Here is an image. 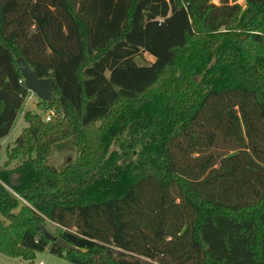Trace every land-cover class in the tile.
<instances>
[{
  "label": "trees",
  "instance_id": "trees-1",
  "mask_svg": "<svg viewBox=\"0 0 264 264\" xmlns=\"http://www.w3.org/2000/svg\"><path fill=\"white\" fill-rule=\"evenodd\" d=\"M18 58L51 78L53 114L25 110L5 146L0 253L264 264V0H0V138L28 92Z\"/></svg>",
  "mask_w": 264,
  "mask_h": 264
},
{
  "label": "rangeland",
  "instance_id": "rangeland-1",
  "mask_svg": "<svg viewBox=\"0 0 264 264\" xmlns=\"http://www.w3.org/2000/svg\"><path fill=\"white\" fill-rule=\"evenodd\" d=\"M213 3H218V0H211ZM239 4L243 5V0L238 1ZM135 61L138 64H149L153 61V56L148 53L141 52L136 58ZM25 110H29L34 113H38L39 115L43 116L49 110H44L39 103V99L31 92L28 91L27 95L19 108L16 117L10 127L9 131L6 135L0 138V166H6L7 168H11L16 165L17 162L20 161L19 158L15 160H8L5 154V146L7 144H12L15 137L19 134L22 127L25 126L23 121V112ZM74 152L70 148L64 146L62 149L54 150L50 156L48 157L47 161L52 164L54 167H59L61 164L64 163L66 157L73 158ZM44 229L51 234L52 236H57L60 232L61 228L50 221L45 220L43 223ZM70 264L68 260L64 257L56 255L54 253H50L48 251V247L45 246L40 251H35L32 259L24 260L19 259L12 256H7L3 253H0V264Z\"/></svg>",
  "mask_w": 264,
  "mask_h": 264
},
{
  "label": "water",
  "instance_id": "water-1",
  "mask_svg": "<svg viewBox=\"0 0 264 264\" xmlns=\"http://www.w3.org/2000/svg\"><path fill=\"white\" fill-rule=\"evenodd\" d=\"M239 0H229V3H236ZM17 66L20 72V75L23 79L24 85L27 91H31L39 100L48 102L51 100L52 95V80L50 77L46 78H38L34 74L32 70L28 68V66L22 61V59L18 58L16 60ZM16 174L11 175V179L14 178ZM12 183V182H11ZM37 230L41 232L43 237L50 239L53 243L63 249H73L74 247L67 244L60 237H54L49 234L43 227L42 224L37 225Z\"/></svg>",
  "mask_w": 264,
  "mask_h": 264
},
{
  "label": "built area",
  "instance_id": "built-area-1",
  "mask_svg": "<svg viewBox=\"0 0 264 264\" xmlns=\"http://www.w3.org/2000/svg\"><path fill=\"white\" fill-rule=\"evenodd\" d=\"M53 114V111H51V110H49V112H47L45 115H43L42 117H43V119L46 121V120H48L49 118H50V116ZM38 264H40L39 262H38Z\"/></svg>",
  "mask_w": 264,
  "mask_h": 264
},
{
  "label": "crops",
  "instance_id": "crops-1",
  "mask_svg": "<svg viewBox=\"0 0 264 264\" xmlns=\"http://www.w3.org/2000/svg\"><path fill=\"white\" fill-rule=\"evenodd\" d=\"M40 263V262H39Z\"/></svg>",
  "mask_w": 264,
  "mask_h": 264
}]
</instances>
